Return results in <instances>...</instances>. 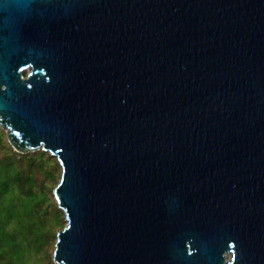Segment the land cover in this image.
<instances>
[{
  "label": "water",
  "instance_id": "obj_1",
  "mask_svg": "<svg viewBox=\"0 0 264 264\" xmlns=\"http://www.w3.org/2000/svg\"><path fill=\"white\" fill-rule=\"evenodd\" d=\"M0 128L54 264H264V0H0Z\"/></svg>",
  "mask_w": 264,
  "mask_h": 264
},
{
  "label": "trees",
  "instance_id": "obj_2",
  "mask_svg": "<svg viewBox=\"0 0 264 264\" xmlns=\"http://www.w3.org/2000/svg\"><path fill=\"white\" fill-rule=\"evenodd\" d=\"M43 156L44 153L18 154L7 150L0 158V264H38V257L49 242L47 210L42 208L46 193L32 172ZM26 160L25 175L17 163ZM51 209L57 220L60 211Z\"/></svg>",
  "mask_w": 264,
  "mask_h": 264
},
{
  "label": "rangeland",
  "instance_id": "obj_3",
  "mask_svg": "<svg viewBox=\"0 0 264 264\" xmlns=\"http://www.w3.org/2000/svg\"><path fill=\"white\" fill-rule=\"evenodd\" d=\"M0 158L3 157V155L6 153L7 150L10 151V153L14 152L16 153L11 146L8 144L6 140V134L5 131L0 128ZM33 153H44V156L42 159L37 160L35 163V168H32L33 175L35 177L36 182L39 186H42L44 189V192L46 193V201L42 208H46L47 213L45 214L46 217V226L49 230V242L47 243V246L44 248L43 254H41L38 257V264H54L52 261V254L54 250V244L56 240V233L60 231L65 225L66 221L64 220V215L61 210L57 208L56 202L54 200L52 190L55 188V186L58 184L61 176V168L56 160L55 157H52L48 152H44L42 150H38L35 152L27 153V154H33ZM19 154V153H18ZM27 160L18 162L17 166L23 171V173L27 174ZM51 205V207H50ZM52 207H56L58 211H60V216L56 220L54 215L52 214ZM57 223H60V226L56 225ZM61 227V228H60ZM229 257L227 256V259ZM34 261V260H33Z\"/></svg>",
  "mask_w": 264,
  "mask_h": 264
}]
</instances>
